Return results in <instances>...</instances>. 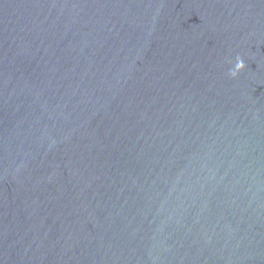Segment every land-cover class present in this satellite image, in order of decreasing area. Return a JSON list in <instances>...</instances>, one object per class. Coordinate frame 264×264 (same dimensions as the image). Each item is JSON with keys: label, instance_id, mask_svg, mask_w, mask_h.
Wrapping results in <instances>:
<instances>
[{"label": "water", "instance_id": "obj_1", "mask_svg": "<svg viewBox=\"0 0 264 264\" xmlns=\"http://www.w3.org/2000/svg\"><path fill=\"white\" fill-rule=\"evenodd\" d=\"M0 264H264V0H0Z\"/></svg>", "mask_w": 264, "mask_h": 264}, {"label": "clouds", "instance_id": "obj_2", "mask_svg": "<svg viewBox=\"0 0 264 264\" xmlns=\"http://www.w3.org/2000/svg\"><path fill=\"white\" fill-rule=\"evenodd\" d=\"M245 62L240 57H237L234 68L230 71L232 78H236L239 72L245 69Z\"/></svg>", "mask_w": 264, "mask_h": 264}]
</instances>
